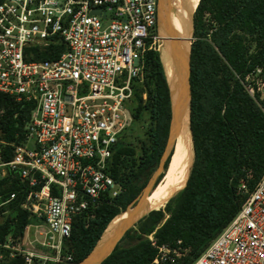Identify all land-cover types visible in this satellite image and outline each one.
Here are the masks:
<instances>
[{
  "label": "built area",
  "instance_id": "1",
  "mask_svg": "<svg viewBox=\"0 0 264 264\" xmlns=\"http://www.w3.org/2000/svg\"><path fill=\"white\" fill-rule=\"evenodd\" d=\"M159 1L0 0V94L34 104L23 140L0 138V181L26 182L19 207L32 219L22 242L0 245L20 264H73L75 218L122 192L111 167L134 120V85L158 51ZM239 190L248 195L239 212L192 264H264V175ZM17 195L0 196V217ZM149 239L154 264H181L189 251Z\"/></svg>",
  "mask_w": 264,
  "mask_h": 264
},
{
  "label": "trees",
  "instance_id": "2",
  "mask_svg": "<svg viewBox=\"0 0 264 264\" xmlns=\"http://www.w3.org/2000/svg\"><path fill=\"white\" fill-rule=\"evenodd\" d=\"M62 50L49 49L38 58L50 60L49 51ZM191 64L195 160L186 187L164 208L140 220L102 264H154L157 251L149 239L152 235L159 244L172 247L181 241V247L189 251L180 263L192 264L239 212L248 196L239 190L242 181L253 191L264 175V98L258 92L252 97L244 86L258 70L264 74V0H200L194 15ZM134 88L133 117L137 121L145 115L149 118L141 153L127 140L118 145L111 174L122 192L75 218L72 236L65 242L66 252L73 253V264L88 256L109 224L140 196L164 154L172 111L159 51L146 56L144 80ZM33 109L32 103H18L0 94L1 140L19 144ZM176 152L177 141L172 157ZM169 174L158 193L165 189ZM25 189L26 182L18 176L0 181L4 199L18 193L4 209L8 214L0 223V245L9 236L22 242L32 223L29 213L19 207ZM10 254L0 247L1 263H21Z\"/></svg>",
  "mask_w": 264,
  "mask_h": 264
},
{
  "label": "bare ground",
  "instance_id": "3",
  "mask_svg": "<svg viewBox=\"0 0 264 264\" xmlns=\"http://www.w3.org/2000/svg\"><path fill=\"white\" fill-rule=\"evenodd\" d=\"M200 0H162L160 6V46L162 62L168 85L175 95L180 78L176 48L181 45L186 51L190 45L193 29V14ZM188 119L177 138V159L165 189L157 196L140 202L127 213L121 214L114 222L130 221L146 210H159L176 194L184 189L193 168L195 159L194 145L191 141Z\"/></svg>",
  "mask_w": 264,
  "mask_h": 264
},
{
  "label": "water",
  "instance_id": "4",
  "mask_svg": "<svg viewBox=\"0 0 264 264\" xmlns=\"http://www.w3.org/2000/svg\"><path fill=\"white\" fill-rule=\"evenodd\" d=\"M161 3L162 0L159 1V17H160ZM192 41H194V22H193V34L190 37L189 48L185 51L182 48V46L179 45L175 51L176 56L178 58L180 78L178 81V86L176 88L175 95H173L169 87L172 118H171L169 137L164 154L161 158L157 170L149 180L148 184L143 189L140 196L127 208L125 213L130 212L140 202L141 199L147 200L150 193L156 187L158 178L166 171L165 170L166 163L172 158L176 146L177 138L180 132L182 131V128L186 123L187 119L192 135V130H191V105H192L191 57H192V44H193ZM152 211L154 210H146L143 214L127 222L126 220L114 222L115 219L117 218L116 217L109 224V226L107 227V229L105 230V232L103 233V235L101 236L100 240L97 242L93 250L79 264H102L112 254V252L119 244V242L124 238V236L131 229H133L140 220L148 216Z\"/></svg>",
  "mask_w": 264,
  "mask_h": 264
},
{
  "label": "rangeland",
  "instance_id": "5",
  "mask_svg": "<svg viewBox=\"0 0 264 264\" xmlns=\"http://www.w3.org/2000/svg\"><path fill=\"white\" fill-rule=\"evenodd\" d=\"M196 10H197V8H196ZM196 10L194 11V14H193V22H194V15H195ZM192 34H193V29H192ZM158 37H159V43H158L157 48H158V51L160 52V55H161V46H160L161 45L160 44L161 37H160V30H159V36ZM192 42H194V41H192ZM161 60H162V56H161ZM247 84L248 85H251L252 87H254L255 91L260 92L261 97L264 98V74L262 75L260 72L257 71L256 73H254L249 78ZM148 120H149L148 115H145L143 117V119L140 120V121H137L134 118V120L132 121V125L130 126V128L127 131V141H128V143L133 144V146L135 147L138 155H140V153H141L142 140H145V138H146L147 126L149 124L148 123ZM190 134H191V132H190ZM190 138H191V141H192V135H191ZM192 144H193V141H192ZM176 159H177V152L172 157V159L170 160L167 170L163 173L164 174L163 175V178L160 180V182L158 183V185L153 189V191H152V195L153 196L156 195V194L158 195L159 193L162 192L161 191V192L158 193L159 188H160L162 182L165 180L167 174L170 172V174H169V176L167 178V183H168L169 178L171 176V170H172V168H173V166L175 164ZM193 165H194V161H193ZM166 186H167V184H166ZM150 198H153V197L150 196L149 199ZM6 217H7V215H2L0 217V223H3L5 221V219H6Z\"/></svg>",
  "mask_w": 264,
  "mask_h": 264
}]
</instances>
